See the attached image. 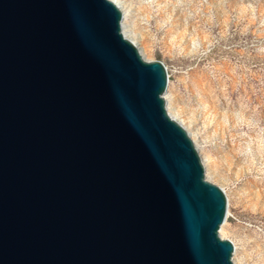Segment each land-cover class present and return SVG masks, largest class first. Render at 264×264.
<instances>
[{
    "label": "water",
    "instance_id": "95a60500",
    "mask_svg": "<svg viewBox=\"0 0 264 264\" xmlns=\"http://www.w3.org/2000/svg\"><path fill=\"white\" fill-rule=\"evenodd\" d=\"M111 0H0V264H235L224 191Z\"/></svg>",
    "mask_w": 264,
    "mask_h": 264
},
{
    "label": "rangeland",
    "instance_id": "374dc122",
    "mask_svg": "<svg viewBox=\"0 0 264 264\" xmlns=\"http://www.w3.org/2000/svg\"><path fill=\"white\" fill-rule=\"evenodd\" d=\"M147 61L220 187L235 264H264V0H123Z\"/></svg>",
    "mask_w": 264,
    "mask_h": 264
},
{
    "label": "bare ground",
    "instance_id": "6f19581e",
    "mask_svg": "<svg viewBox=\"0 0 264 264\" xmlns=\"http://www.w3.org/2000/svg\"><path fill=\"white\" fill-rule=\"evenodd\" d=\"M113 3H115V5L122 11L123 15H124V20H123V34L125 36V38L129 41H131L133 44H138L137 43V39H138V35L132 30V28L127 24V19L130 15V11H129V6L123 1V0H111ZM137 46V45H136ZM140 50V49H139ZM143 52V50H140V52ZM142 54V53H141ZM166 98V102H167V110L169 115L177 122H180L177 117V115H175L170 108V98L167 97V95L165 96ZM181 124V123H180ZM186 131L188 130L183 123L181 124ZM188 132V131H187ZM189 133V132H188ZM191 139L194 141L195 140L193 138V136L189 133ZM198 150V149H197ZM199 152V151H198ZM200 154V153H199ZM201 155V154H200ZM202 161L204 163L205 169L207 171V167L209 166V158H207V160L204 157H201Z\"/></svg>",
    "mask_w": 264,
    "mask_h": 264
}]
</instances>
